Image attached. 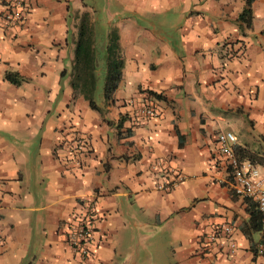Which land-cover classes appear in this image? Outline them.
<instances>
[{
    "label": "crops",
    "instance_id": "obj_1",
    "mask_svg": "<svg viewBox=\"0 0 264 264\" xmlns=\"http://www.w3.org/2000/svg\"><path fill=\"white\" fill-rule=\"evenodd\" d=\"M117 1L121 79L96 111L69 84L68 9L88 6L26 0L5 25L0 0V264H135L147 248L155 264H264L255 202L232 193L215 142L216 125L239 116L264 132V0H251L249 28L237 20L245 0ZM7 71L24 80L9 83ZM150 103L158 115L139 117ZM75 135L85 137L79 152ZM175 172L180 183L155 188ZM90 200L81 261L66 225ZM222 223L233 252L209 239Z\"/></svg>",
    "mask_w": 264,
    "mask_h": 264
},
{
    "label": "built area",
    "instance_id": "obj_2",
    "mask_svg": "<svg viewBox=\"0 0 264 264\" xmlns=\"http://www.w3.org/2000/svg\"><path fill=\"white\" fill-rule=\"evenodd\" d=\"M6 8L3 14V22L14 24L21 20L24 14L26 0H1ZM136 114L143 118H153L158 115L157 108L150 104H141L136 108ZM218 154L223 166L231 178L230 188L233 194L249 198L255 202L259 215V225L264 233V172L257 169L255 164L247 158H241L236 152V137L230 131H220L215 136ZM85 137L75 135L73 142L69 144L70 150L79 152L84 148ZM183 180V176L175 172L172 180L161 178L155 188L166 191ZM95 214V203L85 202L80 212L72 218V222L66 225V245L70 252L79 260H85L89 256L90 243L93 238V219ZM231 233V226L218 224L214 226L209 239L224 238L227 240L229 251L233 252L235 244L228 237ZM256 252L264 258V240L256 246Z\"/></svg>",
    "mask_w": 264,
    "mask_h": 264
},
{
    "label": "trees",
    "instance_id": "obj_3",
    "mask_svg": "<svg viewBox=\"0 0 264 264\" xmlns=\"http://www.w3.org/2000/svg\"><path fill=\"white\" fill-rule=\"evenodd\" d=\"M251 0H245V6L237 15V20L245 28L251 26ZM123 58L118 44L115 28H110L103 35H95L88 12H82L76 25L70 67V87L72 97L81 96L89 108L100 111L97 98L111 100L112 94L121 79ZM3 78L11 84L18 85L24 79L16 72H5ZM157 98L160 94L152 93ZM241 158L250 159L251 155L239 147H235Z\"/></svg>",
    "mask_w": 264,
    "mask_h": 264
},
{
    "label": "rangeland",
    "instance_id": "obj_4",
    "mask_svg": "<svg viewBox=\"0 0 264 264\" xmlns=\"http://www.w3.org/2000/svg\"><path fill=\"white\" fill-rule=\"evenodd\" d=\"M78 4L83 3L88 6L86 9H68V18L71 23L72 33H75L76 38V25L79 20V16L82 12H88L89 19L92 18V26L95 35H103L110 28H113L116 21L115 16H125L126 14L122 12L120 8V3L117 0H77ZM115 13L116 15H112ZM118 14V15H117ZM133 18L139 16L132 15ZM164 16H157V18H162ZM113 23V24H112ZM74 36V35H73ZM74 41V40H70ZM252 123L244 116L236 117L235 119H229L228 121L219 122L216 125V128L220 131H230L236 137V143L240 146L245 147V150L248 154L251 155L249 159L255 164L257 169L261 172H264V132L259 127L251 126ZM138 254V253H137ZM135 254V257L130 259L135 260V264H155V250L152 248H147V256L142 255L140 252V257L138 258ZM138 258V259H137ZM128 258L124 257L119 260V264H128ZM139 260V261H138ZM157 264V263H156Z\"/></svg>",
    "mask_w": 264,
    "mask_h": 264
}]
</instances>
